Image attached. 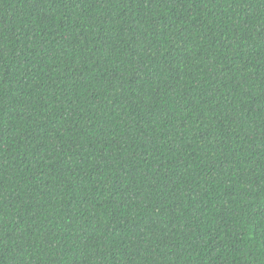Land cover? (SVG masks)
Instances as JSON below:
<instances>
[{
  "label": "trees",
  "instance_id": "16d2710c",
  "mask_svg": "<svg viewBox=\"0 0 264 264\" xmlns=\"http://www.w3.org/2000/svg\"><path fill=\"white\" fill-rule=\"evenodd\" d=\"M0 264H264V0H0Z\"/></svg>",
  "mask_w": 264,
  "mask_h": 264
}]
</instances>
